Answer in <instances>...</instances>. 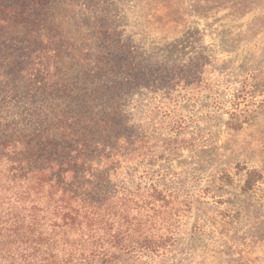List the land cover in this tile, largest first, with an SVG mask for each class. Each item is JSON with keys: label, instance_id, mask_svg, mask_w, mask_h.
I'll list each match as a JSON object with an SVG mask.
<instances>
[{"label": "trees", "instance_id": "obj_1", "mask_svg": "<svg viewBox=\"0 0 264 264\" xmlns=\"http://www.w3.org/2000/svg\"><path fill=\"white\" fill-rule=\"evenodd\" d=\"M97 4L0 0V264H112L166 245L171 195L146 170L131 178L134 156L157 151L125 114L145 74L93 45L107 39ZM168 125L153 138L165 151L180 139ZM261 177L248 171L245 187Z\"/></svg>", "mask_w": 264, "mask_h": 264}, {"label": "rangeland", "instance_id": "obj_2", "mask_svg": "<svg viewBox=\"0 0 264 264\" xmlns=\"http://www.w3.org/2000/svg\"><path fill=\"white\" fill-rule=\"evenodd\" d=\"M97 1L107 39L93 45L146 78L123 95L157 149L134 156L132 183L146 170L171 195L157 220L164 250L112 264H264V0ZM172 117L180 139L165 151L153 138L174 134ZM251 170L262 177L248 190Z\"/></svg>", "mask_w": 264, "mask_h": 264}]
</instances>
